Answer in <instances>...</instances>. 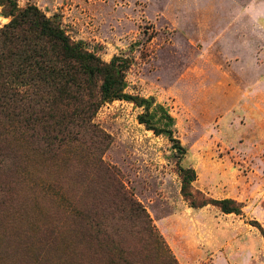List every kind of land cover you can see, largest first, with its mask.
<instances>
[{
	"label": "rangeland",
	"instance_id": "374dc122",
	"mask_svg": "<svg viewBox=\"0 0 264 264\" xmlns=\"http://www.w3.org/2000/svg\"><path fill=\"white\" fill-rule=\"evenodd\" d=\"M17 3L57 16L72 40L105 62L132 57L125 92L153 97L174 119V137L185 149L180 160L165 136L138 123L144 110L129 102L107 103L93 120L111 137L103 160L119 171L164 243L143 239L136 255L147 264H213L215 256L225 264L222 255L228 264H264V237L249 223L264 230V0ZM8 20L0 7V28ZM3 159L0 182L14 181L19 205L40 206L25 215L29 223L17 209L0 219V264H21L25 247L37 246L39 221L60 217L51 213L52 200L27 180L20 185L22 176ZM179 166L195 170L194 189L241 203L243 215L190 208L180 194Z\"/></svg>",
	"mask_w": 264,
	"mask_h": 264
},
{
	"label": "trees",
	"instance_id": "16d2710c",
	"mask_svg": "<svg viewBox=\"0 0 264 264\" xmlns=\"http://www.w3.org/2000/svg\"><path fill=\"white\" fill-rule=\"evenodd\" d=\"M0 7L9 19L0 28V171L6 157L11 173L22 176L19 184L27 180L40 189L52 200L51 213L60 217L39 221L37 246L25 247L21 264H90L94 259L98 264H147L135 246L143 239L155 247L164 243L119 171L103 160L111 137L93 120L103 105L129 102L144 110L138 123L165 136L180 160L185 149L174 137V119L153 97L125 92L132 57L103 61L72 40L57 16L47 17L34 4L19 7L17 0H0ZM177 173L190 208L210 205L225 215H243L241 203L194 189L193 168L179 166ZM13 184L0 182V219L17 209L29 223L25 215L31 209L40 212V206L19 205ZM249 223L264 237L257 221Z\"/></svg>",
	"mask_w": 264,
	"mask_h": 264
},
{
	"label": "crops",
	"instance_id": "0c3cea01",
	"mask_svg": "<svg viewBox=\"0 0 264 264\" xmlns=\"http://www.w3.org/2000/svg\"><path fill=\"white\" fill-rule=\"evenodd\" d=\"M223 254V253H221ZM220 259L219 256H215L214 260L212 261L213 264H216L217 260ZM222 259L224 261L225 264H228L227 260L224 258V256L222 255Z\"/></svg>",
	"mask_w": 264,
	"mask_h": 264
}]
</instances>
